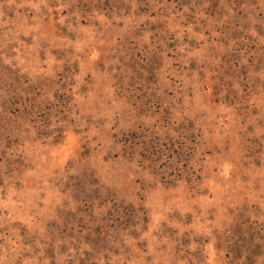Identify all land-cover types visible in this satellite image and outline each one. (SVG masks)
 <instances>
[{
	"label": "rangeland",
	"instance_id": "obj_1",
	"mask_svg": "<svg viewBox=\"0 0 264 264\" xmlns=\"http://www.w3.org/2000/svg\"><path fill=\"white\" fill-rule=\"evenodd\" d=\"M0 264H264V0H0Z\"/></svg>",
	"mask_w": 264,
	"mask_h": 264
}]
</instances>
